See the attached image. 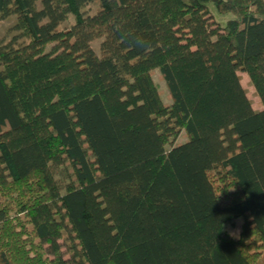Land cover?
<instances>
[{
    "label": "trees",
    "instance_id": "16d2710c",
    "mask_svg": "<svg viewBox=\"0 0 264 264\" xmlns=\"http://www.w3.org/2000/svg\"><path fill=\"white\" fill-rule=\"evenodd\" d=\"M10 19L0 264L264 260V0H0Z\"/></svg>",
    "mask_w": 264,
    "mask_h": 264
},
{
    "label": "rangeland",
    "instance_id": "374dc122",
    "mask_svg": "<svg viewBox=\"0 0 264 264\" xmlns=\"http://www.w3.org/2000/svg\"><path fill=\"white\" fill-rule=\"evenodd\" d=\"M215 19L217 21H219L221 24L225 23V18L224 19H219V17H217L215 15ZM12 24V20H7L5 22H3L2 24H0V36H3L4 33L6 32V30L11 26ZM238 78L240 80V85L243 88V90L245 91L246 97L249 100L252 109L256 112H258L260 110V98L258 96H256L255 93V89L253 87H251V85L249 84V81L246 77V75L244 74H238ZM154 84L158 87V91L163 94L161 97V100L165 98V96L167 95L164 84L163 83H158L157 80L154 78ZM184 142L183 138H178L176 144H182ZM232 226H226L224 228L225 233L228 234V237L226 240H236L238 237V234L240 232V228H241V220L234 222L233 227ZM263 263L264 264V260L262 259L260 261V264Z\"/></svg>",
    "mask_w": 264,
    "mask_h": 264
}]
</instances>
